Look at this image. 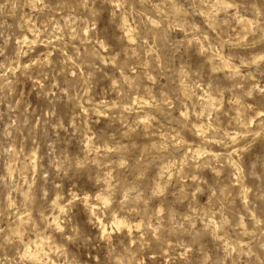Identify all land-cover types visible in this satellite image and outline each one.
<instances>
[{
	"label": "rangeland",
	"instance_id": "374dc122",
	"mask_svg": "<svg viewBox=\"0 0 264 264\" xmlns=\"http://www.w3.org/2000/svg\"><path fill=\"white\" fill-rule=\"evenodd\" d=\"M0 264H264V0H0Z\"/></svg>",
	"mask_w": 264,
	"mask_h": 264
},
{
	"label": "bare ground",
	"instance_id": "6f19581e",
	"mask_svg": "<svg viewBox=\"0 0 264 264\" xmlns=\"http://www.w3.org/2000/svg\"><path fill=\"white\" fill-rule=\"evenodd\" d=\"M199 127H200V126H199ZM197 128H198V127H197ZM199 129H200V128H199ZM199 132H200V131H199ZM199 132H198V133H199ZM203 132H204V131H203ZM199 134H200V133H199ZM202 135H203V134H202ZM201 137H202V136H201ZM231 138H233V137H231ZM92 209H93V208H92ZM116 224H117V226H118L119 229L122 228V226L124 225V223H123L122 221H119V220L116 222Z\"/></svg>",
	"mask_w": 264,
	"mask_h": 264
}]
</instances>
